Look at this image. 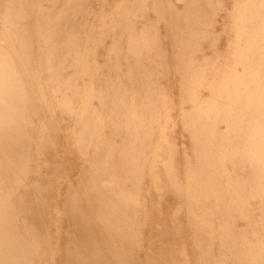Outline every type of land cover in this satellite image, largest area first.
Masks as SVG:
<instances>
[{"label": "bare ground", "instance_id": "bare-ground-1", "mask_svg": "<svg viewBox=\"0 0 264 264\" xmlns=\"http://www.w3.org/2000/svg\"><path fill=\"white\" fill-rule=\"evenodd\" d=\"M199 1L100 0L87 29L91 0H0V264H264V85L252 100L246 85L236 91L242 75L224 73L200 100L218 74L191 55L205 33L182 15ZM252 1L234 9L230 61L256 78L264 0ZM171 65L180 84L196 73L183 175L171 141L160 167L153 157ZM67 152L79 172L52 193Z\"/></svg>", "mask_w": 264, "mask_h": 264}, {"label": "rangeland", "instance_id": "rangeland-1", "mask_svg": "<svg viewBox=\"0 0 264 264\" xmlns=\"http://www.w3.org/2000/svg\"><path fill=\"white\" fill-rule=\"evenodd\" d=\"M174 1V0H173ZM241 2V0H211L212 8L208 10L207 0L199 1V5L191 10L188 14L182 16L185 17V24L199 25V30H202L205 33L203 36L199 37V46L195 48L193 57L197 61V68L200 67L203 70L205 76H210L211 72L218 74L217 82L215 84L209 85L206 83L204 86L198 89L199 97L202 102L210 100L211 95L215 92H219L221 86V79L223 74L232 73L237 75H242V84L237 88L236 91L240 90L243 86H247L250 97L254 99V91H256V85L261 87L264 85V76L263 74L257 75L256 78H253V66L246 65L242 63L233 64L230 61L232 57H235L238 46L236 44V34H237V18L234 15L235 7ZM252 8L255 9L254 3L256 0L252 1ZM100 0H91L89 13L87 14L86 28L91 29L94 24L97 23L98 13L101 9ZM174 9L177 11L182 10V3L175 2ZM151 16V12H149ZM255 20V19H254ZM184 25V24H183ZM251 29L255 23H251ZM185 30H188L189 27H183ZM195 28V27H193ZM260 42L264 43V34L260 38ZM165 43V42H164ZM262 48L255 47L249 53V59L251 61L259 60L260 57L264 60V46ZM166 53L170 60L177 57V47H169L166 45ZM184 49V48H183ZM184 52L189 53V50L184 49ZM151 53V51H150ZM149 53V54H150ZM251 55V56H250ZM229 61V62H227ZM252 66V67H251ZM217 71V72H216ZM195 71L188 76V79L184 84L179 83L178 76L176 74L174 66H170L168 74V85L167 93L165 95V104L163 113L167 112V118L162 117L160 120V125L157 128V131H154L153 144L155 146V151L153 150V157L155 162H158L160 167V159L164 156V150L166 143L170 142L175 145L176 150L178 151V156L176 160V167L179 169L180 173L185 170V165L188 157L193 156L191 152V139L189 134V127L192 126V122H185V126L181 122L182 115L189 114L192 111L193 104L189 101V92L193 86V78L195 76ZM254 79V81L252 80ZM79 83H82V80H78ZM209 85V86H208ZM229 88H232L229 84ZM260 91V90H259ZM222 103L227 105L229 101L222 99ZM78 110V109H77ZM163 111V110H162ZM149 113V117L152 119V122H155L156 116L152 112ZM220 121L216 124V130L218 133H222L227 130V122L224 113H220ZM66 134L69 137L70 130H65ZM60 143L64 144V139L61 137ZM71 139L69 142H65V146L69 147ZM57 158L53 154L46 155L43 162H50L51 164L55 162ZM79 165L75 161L73 154L67 152L63 158V167L58 171V174L52 178V193L55 191L58 194L62 195L65 191L64 184H61V187L58 186L59 183L67 180L69 177L74 179L79 172ZM163 203V201H162ZM162 219H161V218ZM157 218L158 222L167 220L166 214ZM239 227L242 228L245 225L244 220H239Z\"/></svg>", "mask_w": 264, "mask_h": 264}]
</instances>
